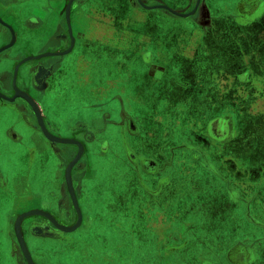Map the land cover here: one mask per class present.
I'll use <instances>...</instances> for the list:
<instances>
[{"label": "crops", "instance_id": "1", "mask_svg": "<svg viewBox=\"0 0 264 264\" xmlns=\"http://www.w3.org/2000/svg\"><path fill=\"white\" fill-rule=\"evenodd\" d=\"M219 5L212 0H100L85 15L80 0H0V33L11 38L0 54L24 34H39L56 47L37 56L11 58L14 70L3 71L0 78L6 77L7 89L12 83L15 94L21 87L30 90L36 99L24 92L38 104L52 135L82 145L71 171L83 215L75 231H97L93 242L78 241L94 253L96 247L110 252L82 257L81 264L264 261V0H226ZM139 10H161L165 13L160 18L171 22L190 19L194 29H160ZM32 17L37 20L28 28L25 23ZM214 17L224 20L216 23ZM78 18L85 27L77 45L72 24ZM66 25L71 44L63 51ZM32 41L29 37L24 43ZM39 61L57 67L44 68L43 78L42 69L31 76L28 66ZM26 63L24 78L20 71ZM15 94L8 97L0 91V100L23 99L4 98ZM89 107L93 118L77 120L64 136L57 121L70 111L80 116V110ZM26 114L23 125L16 113L12 127L38 131V121L34 125ZM28 133L25 140L37 151L36 162L45 149ZM46 140L51 145L47 153L57 159L54 167L67 169L79 146ZM93 144L97 157L109 159L108 181L94 169ZM62 148L67 150L64 157L58 156ZM50 178L55 188L47 195L49 201L73 204L61 171L54 170ZM86 199L87 218L80 204ZM224 205L240 210L228 218ZM180 210L190 217L181 221ZM200 212L213 221L193 227L192 216ZM64 218L71 226L78 221L74 214ZM246 227L260 231L258 238L242 236ZM196 228L203 232L194 239ZM70 241L62 254L71 249ZM52 244V264H61L62 254H56L54 240Z\"/></svg>", "mask_w": 264, "mask_h": 264}, {"label": "rangeland", "instance_id": "2", "mask_svg": "<svg viewBox=\"0 0 264 264\" xmlns=\"http://www.w3.org/2000/svg\"><path fill=\"white\" fill-rule=\"evenodd\" d=\"M80 1H81V11H83L85 15H90L91 10L97 6V1L100 2V0H80ZM212 1H218L220 4L219 7H221L224 4V2H226V0H212ZM36 5L37 6L41 5V1H38ZM139 13H141V15H143V17L146 18L147 20L155 21V24L160 29H164L166 31L172 29L173 27L174 28L180 27V28H185L189 30L194 29L193 22L192 20L190 21V19H184V20H178L175 22H171L166 19L160 18L161 17L160 15H163L162 13H165L161 10H153V11H147V12L139 10L138 14ZM222 13H223L222 9H220L219 12H217L218 15ZM214 18H216V23L224 20V18H218V17H214ZM29 37L31 38L33 37L32 43L31 44L24 43V41L28 40ZM10 40L11 38L8 33H5V32L0 33V48L7 45L10 42ZM55 49L56 47L54 45H52L51 43L48 44L44 40H42L39 34L35 36L24 34V36L22 35L12 48L0 54V59H1L0 74L3 71L12 72L14 70L15 66L11 58H16L18 56L21 57L23 55H28V54L31 56L32 55L37 56L42 53L52 52ZM27 64L29 63H26V65H23L20 71V74L23 75L24 78H26L25 76L26 72L24 69L27 66ZM19 84L21 85V81ZM60 108L64 110L65 104H61ZM78 109H80V107ZM80 111L82 112V115L80 116L78 115L75 116V113L71 114V111H70L64 116V118H61L57 121V123L60 125V132L64 134V136L69 135V132L67 131V127H70L79 119L84 120V121H89L90 119L93 118V115L95 114L94 109L90 107L86 109V112L83 109H81ZM29 115H30L29 121L35 125V119L32 117L30 112H29ZM16 119H17L16 113L15 111L11 109L10 105H8V107L0 108V172L8 180V189L6 191L0 190V230H1L0 232V264H12L9 251H10V246H11L13 228L8 223V218L10 217V215L14 213V209L13 211L11 209L13 203H16L17 200H20L23 206L32 207V208L39 207V206H46L47 204L50 209H52L54 212H57L56 206H57V203L60 204V202H57L55 199L53 200V202H51L49 201V197H47V195L50 193L49 191L54 190L55 188L54 187L55 182H53V180L50 178V175H52V172L54 170L61 171V174L64 175V172L66 169V168L59 169L58 167L57 168L54 167V165H56L57 159L53 158L51 154L47 153L51 145L49 146L48 141L39 131H32L29 128L20 126L19 130L24 135H26L27 132H29L28 134L36 135L38 142L40 143L41 146H43L42 148L45 149L42 157L33 164L30 174L24 179L23 173L25 171V165L23 164L21 146L13 141H9L7 138H5L3 134V131L5 130V128L11 125L13 121H15ZM236 123L237 125L239 124L237 121ZM237 128L242 129L243 133L244 131H246L245 128H239V127ZM111 136L115 138L116 132L115 131L112 132ZM95 148L96 147L94 144L90 146V158L92 160V163L94 164V169L96 168L97 173L99 175L103 174V178L107 180L109 174L111 173V170L109 167L110 165L109 159L103 160L100 157H97ZM42 167H44L43 171H40ZM24 180L25 182H23ZM105 183H101V184L104 185ZM88 186L89 185L87 184L86 185L87 190L89 189ZM88 200L89 199L80 201L81 207H83V211L86 214V218L88 215L86 206L89 207ZM47 202H49V204ZM225 208L226 209L225 211H223V213L228 214V218L231 217L236 212L238 213L240 210V208L237 206L235 207V206L227 205L225 206ZM182 213L183 211H181L180 215H178L181 218V221H185L190 217V215H186ZM199 214L196 218H193L192 216L193 227H200V225L203 222H207L208 219L211 222L213 221L212 217H210L209 214L206 213L205 215H203L201 212ZM262 221L263 220L260 219L261 223ZM62 223L67 226H71L69 223V220L63 219ZM78 230L73 233L72 232L65 233V232L58 231L56 228L55 235L53 237V240L55 244L57 245V247H55L56 254H62L63 252L62 250L67 249L66 242L72 239V241H70V244H69L71 249L65 251V253L60 255L61 257L59 258V262H61V264H81L82 260H80V258L82 257H87L88 255H92V254L97 255V254L109 251V249H103V248L97 249L96 247V250L94 253V250L92 248L85 249V247L78 240L81 238H87V240L91 239L90 241L93 242L97 234V231L94 234L93 232H90V230H87L86 227H84V229L83 228L80 229L79 231ZM202 232L203 231L201 230L198 231L196 228V231L195 232L193 231L194 239L196 237H200ZM103 233L104 235H110V236L114 235L116 237H120L123 235V233L115 234V233H109L107 231ZM241 233H242V236H245L246 238H249L252 240V239L258 238L260 231H257L256 229H253L250 227H246V228H241ZM185 234L187 235L188 233H185ZM177 238L179 239V236ZM29 241L30 243H32L34 242V239H30ZM193 249L198 251L199 248L194 246ZM193 249H191V251ZM253 261H255V259ZM255 264H264V261H258Z\"/></svg>", "mask_w": 264, "mask_h": 264}, {"label": "flooded vegetation", "instance_id": "3", "mask_svg": "<svg viewBox=\"0 0 264 264\" xmlns=\"http://www.w3.org/2000/svg\"><path fill=\"white\" fill-rule=\"evenodd\" d=\"M72 8H74V7L72 6ZM75 15H77V13H75ZM35 19L37 20V18L33 19V17L28 19L27 22L25 23V26L28 28H33L31 26V23H33V21ZM81 22L82 21H80V18H78V22L72 24V32H73V35L75 37L77 45H78L80 35L83 34L84 27H85L84 23H81ZM3 27H5V26H3ZM6 29H8V28H6ZM65 33L66 34L64 36H65V40H66V46L63 49V51L67 50L71 44V38H70V34H69V30H68L67 25H66ZM56 67H57V65L55 63H48V62L45 63L44 61H39V62H36V63L28 66V70H29L31 76L36 77L39 73V70L42 69L40 77L43 78V76H44L43 69L44 68H47V69L52 68L54 70ZM41 78H40V80H42ZM5 79H6V77L0 78V91L2 93H5L8 97H11L15 94V91L13 89L12 83H11L9 89H7L5 87V85L3 83V81ZM49 79H50V77H49ZM21 89L23 92L24 91L28 92L32 96V93L30 92L29 89H27L25 87H21ZM36 89H37V86L35 85L34 90H36ZM32 97H34V96H32ZM23 99H20L18 102H14V103H9L7 101L0 100V108L1 107H8V105H10L11 109H15L16 113L19 115L18 119L21 120V123L23 125H25V122H27L26 111L28 113L30 112L32 117L37 122L38 120H37L36 114L34 113L32 106L30 104H28L29 102L27 103ZM12 126H13V124L9 125L7 128H5V130L3 131V134H4L5 138H7L9 141H13V142H15L21 146L23 164L25 165V171L23 173V176H24L23 178L25 179L30 174V172L32 170L33 164L35 163L34 162V160H35L34 156L37 153V151H35L36 152L35 153L32 146L29 145V142H27L25 140L24 134L22 132H19L17 129H15ZM49 129L52 132V128L50 126H49ZM38 131L45 137L40 126L38 127ZM53 134H54V132H53ZM226 134H227V131H226ZM232 135L233 134H231V136ZM216 138H219V137H216ZM75 147H76V152H75V154H76L78 151V148H77V146H75ZM102 150H104V149L102 148ZM63 153H67V150H65V148H62L61 151L60 150L58 151V156L64 157ZM71 154L72 153H70V156H71ZM64 178L66 179V172H64ZM23 182H25V180ZM7 189H8V180L0 172V190L6 191ZM69 202H70L69 205H68V202L66 204H62L61 201H60V204L57 203V206H56L57 212H54L52 209H50L47 204H46V206H39V207L32 208V207L23 206V204L20 200H17L16 203H13L11 209H12V211L14 209V213L12 215H10V217L8 218V223L13 228L11 246H10V251H9L10 257L12 260V264H29V262L27 261L25 255L22 251V248H21L19 241H18V237H17L16 232H15V222H16V219L18 218V216L25 213V212H28L30 210H34V209L35 210H42V211L50 213L51 216H53L59 223L63 224L62 221H63V219H65L64 217L66 215L74 214L75 216H77L76 215L77 211H76L74 205L71 203V201H69ZM62 217H63V219H62ZM21 229H22V235H23L24 241L27 245V248L29 250V253L31 255L33 263L34 264H52V256H53V244H52L53 238L52 237L55 235V230H56V226L54 225L53 221L50 218L45 217L44 215L38 214V215H34V216H30V217L26 218L22 222ZM0 232H1V230H0ZM41 236H44V237L49 236V237L43 238ZM30 239H34V242L30 243V241H29Z\"/></svg>", "mask_w": 264, "mask_h": 264}, {"label": "water", "instance_id": "4", "mask_svg": "<svg viewBox=\"0 0 264 264\" xmlns=\"http://www.w3.org/2000/svg\"><path fill=\"white\" fill-rule=\"evenodd\" d=\"M36 58H40V57H36ZM16 92L17 93L15 94L14 97H12V98L4 97V98H6L9 101H14L16 99V97L19 96V97L24 98L26 101H28L29 104L32 106V108L34 110V113L36 114V117H37V120H38V124H39L43 134L45 135V137L48 140H50L52 143H58V144H76L80 148V151H79L78 155L68 165V167L66 169V182H67V186H68L69 192L71 194L73 205H74V207H75V209L77 211L78 221H77V223L75 225L69 226L67 228V230H65L64 232L65 233L73 232L80 226V224L82 222V219H83L82 211H81V208L79 206V202L77 201L78 199L76 197L75 189H74L73 182H72V175H71V171H72L73 166L77 163V161L79 160V158L81 156L82 145H81V143H79V142H77L75 140L63 139V138H59V137H56V136L52 135L48 131V129H47L46 125H45V122L43 120V116L41 114V111H40V108H39L38 104L27 93H25L23 91H20L18 89H17ZM38 214H40L38 211L23 213V214L18 216L17 222H15V232H16V235L18 237V241H19V244H20V246L22 248V251H23L27 261L29 262V264H34V263H33V260L31 258V255L29 253V250L27 248V245H26V243L24 241V238H23V235H22L21 225H22V222L26 218H28L30 216L38 215ZM40 215H42V214H40ZM45 217H48V218L52 219L54 225L58 228V224H57L56 220L51 215H49L48 213H45Z\"/></svg>", "mask_w": 264, "mask_h": 264}, {"label": "bare ground", "instance_id": "5", "mask_svg": "<svg viewBox=\"0 0 264 264\" xmlns=\"http://www.w3.org/2000/svg\"><path fill=\"white\" fill-rule=\"evenodd\" d=\"M29 212H35V211H29ZM40 214H44V216H45V213L44 212H41V211H38ZM28 216V215H27ZM47 216V215H46ZM52 220V219H51ZM17 222V221H16ZM57 222V221H56ZM57 224H58V229L60 230V231H62V232H64L65 230H67V228L68 227H65V226H63V225H61V224H59L58 222H57Z\"/></svg>", "mask_w": 264, "mask_h": 264}]
</instances>
